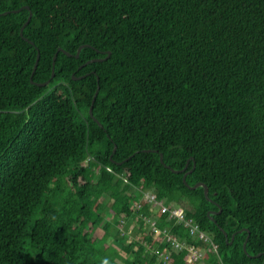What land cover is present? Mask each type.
I'll return each mask as SVG.
<instances>
[{"label": "trees", "instance_id": "obj_1", "mask_svg": "<svg viewBox=\"0 0 264 264\" xmlns=\"http://www.w3.org/2000/svg\"><path fill=\"white\" fill-rule=\"evenodd\" d=\"M13 10L0 15V264H101L78 259L98 227L75 237L87 207L58 221L52 196L64 188V206L106 198L128 264H264V0H0V14ZM28 12L32 45L19 36ZM96 88L100 127L88 115ZM189 170L186 184H204L211 202L182 184ZM137 187L183 208L215 251L162 215L157 227L200 260L160 245L161 263L127 239Z\"/></svg>", "mask_w": 264, "mask_h": 264}, {"label": "built area", "instance_id": "obj_2", "mask_svg": "<svg viewBox=\"0 0 264 264\" xmlns=\"http://www.w3.org/2000/svg\"><path fill=\"white\" fill-rule=\"evenodd\" d=\"M141 198L140 203L133 204V208L136 212L135 216L130 220V224L135 230L133 234L126 235L130 241L138 242L137 245L143 246L144 251L149 255L155 256L161 263L165 262L168 257L167 251H163L159 248L160 245H166L170 250H185V257L188 263H195L201 259V250L198 246L188 245L186 246L175 234L170 232V228H158L156 225L155 217L158 215L164 216V220L170 222L173 226H180L186 229L188 235L194 240L207 243L211 246L212 252L215 251V247L211 243L210 239L199 230L198 226L190 218H186L183 208L179 206L165 205L162 200L157 199L154 193L151 191L143 190L140 187L134 188ZM146 205L149 211L147 215L142 213L141 205ZM152 216V217H151ZM154 216V217H153ZM123 224V220L120 221ZM140 225V232H137L136 228ZM149 238L151 243L143 240L141 236Z\"/></svg>", "mask_w": 264, "mask_h": 264}, {"label": "rangeland", "instance_id": "obj_3", "mask_svg": "<svg viewBox=\"0 0 264 264\" xmlns=\"http://www.w3.org/2000/svg\"><path fill=\"white\" fill-rule=\"evenodd\" d=\"M97 164L95 162H91L88 166L87 175L91 178V183L89 186L90 190H96L98 185L94 178V174L96 171ZM51 185L49 187L51 188ZM54 185V184H53ZM52 185V186H53ZM62 193H54L52 196V207L58 212L59 214V222L64 221L67 218L74 219L75 216V209L79 207V205L84 204L87 207V216L83 219V217H79V225L73 229V233L75 237H80L83 232H87L88 226L91 224V221L94 220L97 223L96 231L92 230L90 235L87 237V243L85 244L84 248L82 249V254L78 257V259L86 258L87 260L98 261L101 264H128L127 260L128 257L120 251L119 243L116 245L113 243V232L118 231L116 220L113 217V214L110 211L102 210V202L108 203L105 197L98 198V205H101L99 209H97L96 203L92 201H76L74 202L72 199H69V204L67 206L62 205V199L66 198L67 189L64 188ZM131 192L130 189H125V193L128 194ZM111 202V201H110ZM73 204V205H72ZM39 209H35L30 217V222H32L38 216ZM100 226H107V231L109 232L108 235L104 234L103 231L100 229ZM81 229V230H80ZM69 231V230H68ZM95 232V234L93 233ZM66 234H71L70 232H66ZM123 237H125V233H122ZM126 235H129L128 233ZM121 236V234L119 235Z\"/></svg>", "mask_w": 264, "mask_h": 264}, {"label": "water", "instance_id": "obj_4", "mask_svg": "<svg viewBox=\"0 0 264 264\" xmlns=\"http://www.w3.org/2000/svg\"><path fill=\"white\" fill-rule=\"evenodd\" d=\"M20 9H27V7H26V6H23V7H21ZM20 9H19V10H20ZM19 10H13V11H8V12H3V13H1L0 15H5V14H7V13H17ZM30 17H31V13L28 12V15H27V18H26L25 22L21 25V27H20V29H19V36H20V38H22L24 41H26V42H28L29 44L32 45L31 42L27 41L25 38L22 37V30H23L24 26L27 24V22L29 21ZM83 47H85V45H81V46H79V47L76 49L75 54L73 55L74 58H77L79 51H80L81 48H83ZM58 51L61 52L62 54H64L65 56H67V57H70V56H71L69 53H67V52H65V51H63V50H61V49H59V48L56 50V52H58ZM56 52H55V53L53 54V56H52V61H51V73H50V77H49V79L52 78V76H53V65H54V60H55ZM108 55H109V52H106V56H105V58H106ZM105 58H104V59H105ZM37 60H38V53H37V51H36V56H35V60H34V63H33L32 70H31V74H30V75H32V73H33L34 70H35ZM101 60H102V59H93V60L87 61L85 64H87V63H91V62H98V61H101ZM85 64H83V65H85ZM83 65H81V67H82ZM30 77H31V76H30ZM80 78H81V77H72V76H71V79H72V80H78V79H80ZM48 82H49V80H46L45 82H43V83H41V84H37V85H38V86H45V85L48 84ZM30 83L32 84V81H31V80H30ZM96 92H97V88H96V90H95V92H94V94H93V97H92L91 101H90V104H89V107H88V115H89V117L91 118V120H92L93 122H95V123L100 127L99 123H98V122L92 117V112H91V110H92V104H93V101H94V98H95ZM113 150H114V149H113ZM158 157H159V158H158V159H159V162L162 163L161 155L159 154ZM187 163H188V162L185 163V166H184V168H183L182 170L176 171V170H172V169H170V171L173 172V173H181V172L186 168ZM192 168H193V165H192ZM192 168H191V169H192ZM190 171H191V170H189V171L183 173V175H182V177H181L182 184H183L186 188H188V189H190V190H194V189H196V188H198V187H199V188H202L203 196H204L205 200L208 201V202H211V201L207 198V189H206V187L204 186V184H202V183H195V184H193L192 186H188V185L186 184V182H185V176H186ZM219 211H220V209L218 208L217 213H218ZM210 213H211V214H214L215 212H210ZM208 215H209V214H208ZM210 219H211V218H210ZM211 220H212V219H211ZM221 232H222V234L225 236V233H224L222 230H221ZM247 235H248V233H247ZM232 238H233V236H231V238H230V242H231ZM230 242H229V243H230ZM244 246H245V242L242 243V249H243V251H244Z\"/></svg>", "mask_w": 264, "mask_h": 264}]
</instances>
